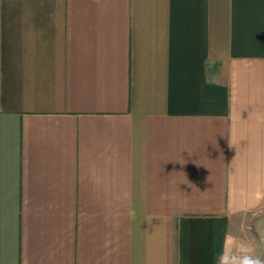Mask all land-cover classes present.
Segmentation results:
<instances>
[{
    "label": "crops",
    "instance_id": "0c3cea01",
    "mask_svg": "<svg viewBox=\"0 0 264 264\" xmlns=\"http://www.w3.org/2000/svg\"><path fill=\"white\" fill-rule=\"evenodd\" d=\"M245 255L264 260V0H0V264Z\"/></svg>",
    "mask_w": 264,
    "mask_h": 264
},
{
    "label": "clouds",
    "instance_id": "9594fccd",
    "mask_svg": "<svg viewBox=\"0 0 264 264\" xmlns=\"http://www.w3.org/2000/svg\"><path fill=\"white\" fill-rule=\"evenodd\" d=\"M239 264H264V260L260 259L259 257L245 255L243 259L239 261Z\"/></svg>",
    "mask_w": 264,
    "mask_h": 264
},
{
    "label": "built area",
    "instance_id": "2783aa9c",
    "mask_svg": "<svg viewBox=\"0 0 264 264\" xmlns=\"http://www.w3.org/2000/svg\"><path fill=\"white\" fill-rule=\"evenodd\" d=\"M242 258H240V260H241Z\"/></svg>",
    "mask_w": 264,
    "mask_h": 264
},
{
    "label": "rangeland",
    "instance_id": "374dc122",
    "mask_svg": "<svg viewBox=\"0 0 264 264\" xmlns=\"http://www.w3.org/2000/svg\"><path fill=\"white\" fill-rule=\"evenodd\" d=\"M235 262V261H234Z\"/></svg>",
    "mask_w": 264,
    "mask_h": 264
}]
</instances>
